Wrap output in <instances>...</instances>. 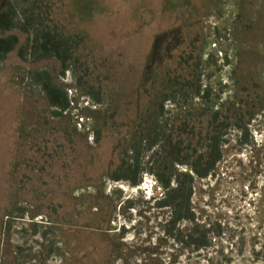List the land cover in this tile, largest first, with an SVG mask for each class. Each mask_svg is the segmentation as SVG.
I'll use <instances>...</instances> for the list:
<instances>
[{"label": "rangeland", "instance_id": "obj_1", "mask_svg": "<svg viewBox=\"0 0 264 264\" xmlns=\"http://www.w3.org/2000/svg\"><path fill=\"white\" fill-rule=\"evenodd\" d=\"M53 8L67 33L84 35L79 54L102 101L54 59L13 51L0 64V264H264V0H53ZM192 49L211 101L191 97L173 113L199 124L209 107L204 126L217 110L223 119L254 113L248 140L232 127L213 175L194 179L195 224L211 241L200 250L164 233L169 213L153 206L163 190L151 175L136 187L110 179L119 144L155 116L166 70ZM41 69L73 90L61 116L30 78Z\"/></svg>", "mask_w": 264, "mask_h": 264}, {"label": "trees", "instance_id": "obj_2", "mask_svg": "<svg viewBox=\"0 0 264 264\" xmlns=\"http://www.w3.org/2000/svg\"><path fill=\"white\" fill-rule=\"evenodd\" d=\"M21 2L10 0L3 6L0 0V64L13 51L23 61L54 59L60 64L62 76L71 71L74 84L92 102L100 103L102 86L90 80L89 65L79 54L84 35L65 31L54 16L53 0ZM20 34L25 35L23 41ZM196 52L192 49L182 53L177 65L166 70L163 85L156 93L155 116L150 115L146 126L137 128L136 133L119 144V163L110 173L111 180L125 181L133 187L141 184L143 174L151 175L163 190L160 196L152 198L153 206L169 213L164 233L191 250L207 248L211 243L209 229L195 224L194 179L213 175L232 127L241 130L243 141L248 140V125L254 116L253 112H249L248 118L235 112L234 117L223 119L217 110L204 126L202 118L209 107L202 110L199 124L192 120L191 113H173L191 97L200 98L203 105L211 101L210 89L203 85L201 56ZM30 78L40 88L54 116H61L71 107L67 87L56 82L51 71L35 70ZM168 105L174 109H166ZM99 133L97 130L96 141ZM185 222L192 226L182 227Z\"/></svg>", "mask_w": 264, "mask_h": 264}, {"label": "built area", "instance_id": "obj_3", "mask_svg": "<svg viewBox=\"0 0 264 264\" xmlns=\"http://www.w3.org/2000/svg\"><path fill=\"white\" fill-rule=\"evenodd\" d=\"M67 91H68V95H69V97H70V99H71V105L73 104V90L72 89H68L67 88Z\"/></svg>", "mask_w": 264, "mask_h": 264}]
</instances>
